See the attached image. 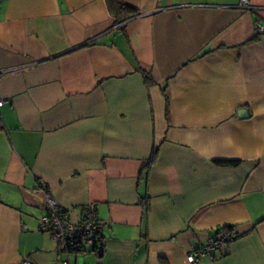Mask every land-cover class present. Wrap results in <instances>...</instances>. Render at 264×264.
I'll return each mask as SVG.
<instances>
[{"label":"crops","instance_id":"0c3cea01","mask_svg":"<svg viewBox=\"0 0 264 264\" xmlns=\"http://www.w3.org/2000/svg\"><path fill=\"white\" fill-rule=\"evenodd\" d=\"M117 1L0 0V264H191L226 226L197 264H264V0ZM46 193L101 255L39 230Z\"/></svg>","mask_w":264,"mask_h":264},{"label":"built area","instance_id":"2783aa9c","mask_svg":"<svg viewBox=\"0 0 264 264\" xmlns=\"http://www.w3.org/2000/svg\"><path fill=\"white\" fill-rule=\"evenodd\" d=\"M241 9H253L249 0H238ZM256 30H264V23H256ZM3 72V71H2ZM4 100L0 99V105ZM39 230L48 231L56 244L57 249L68 253L69 246L81 247L88 250L94 247L100 233V225L94 204L86 205L81 219L73 222L62 212L58 202L49 194L45 197V212L39 218ZM228 237L224 231H219L210 237L207 243L198 248H191L186 255V261L197 264L203 257L212 256L215 249L227 243ZM21 264H32L28 259Z\"/></svg>","mask_w":264,"mask_h":264},{"label":"trees","instance_id":"16d2710c","mask_svg":"<svg viewBox=\"0 0 264 264\" xmlns=\"http://www.w3.org/2000/svg\"><path fill=\"white\" fill-rule=\"evenodd\" d=\"M106 3H107V7H108L110 14H112L116 18V20L124 21V20H128L130 18L136 17L138 15L137 11L134 8L129 7L127 5L120 4V3H118L117 0H106ZM262 36H264V30H262V31L256 30V34L254 35V37L251 39L250 42H256ZM137 72L140 73V75L142 76L144 83H146V85L153 84V80L151 78L150 73H148V72H146L140 68H137ZM164 89H165V87H162L163 91H165ZM0 126H1V122H0ZM157 156H158V148L156 147V148L152 149L151 154H150V158L148 159L146 165L141 169L140 179L146 180L148 169L150 168V166L152 164H154L156 162ZM216 163L222 164V165L226 164V165L236 166L239 162L237 160H220V161H216ZM144 206H145V210H146L147 204H144ZM62 212H63V210H62ZM232 229H233L232 226H226V227H223V229L221 230V231H224V233L228 237L227 242L235 238L232 235ZM219 231L220 230H218L216 233H218ZM100 238L101 237L98 235L97 239L95 240L96 243L94 244V247H92L89 250L97 252L98 244L100 243ZM101 247H102V245H101ZM83 251H86V250L82 249L81 247L69 246L67 248L68 253L83 252Z\"/></svg>","mask_w":264,"mask_h":264},{"label":"water","instance_id":"95a60500","mask_svg":"<svg viewBox=\"0 0 264 264\" xmlns=\"http://www.w3.org/2000/svg\"><path fill=\"white\" fill-rule=\"evenodd\" d=\"M238 116L239 117H245L246 116V110L245 109L238 110ZM97 252H98V255H101L102 254L101 243L98 244Z\"/></svg>","mask_w":264,"mask_h":264}]
</instances>
